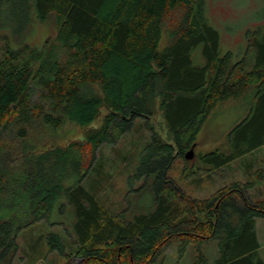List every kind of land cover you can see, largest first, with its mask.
<instances>
[{"label": "trees", "instance_id": "trees-1", "mask_svg": "<svg viewBox=\"0 0 264 264\" xmlns=\"http://www.w3.org/2000/svg\"><path fill=\"white\" fill-rule=\"evenodd\" d=\"M16 1L40 21L53 16L56 44L42 49L1 47L0 55V264H11L18 233L68 211L66 243L56 233L48 249L63 264H162L170 242L197 251L217 240L215 264H264L258 255L257 218L264 219V159L254 178L192 198L167 176L172 163L193 148L212 109L248 97L246 116L229 133L230 151L199 158L217 170L264 146V27L248 34L247 57L221 53L219 33L204 13V0H0ZM171 40L161 47L164 25ZM3 36L0 35V40ZM199 49L198 62L193 58ZM61 52V53H60ZM60 54H63V58ZM97 84L102 97L88 96ZM158 90L171 140L152 129L150 98ZM107 112L80 140L38 153L10 155V146L65 118L83 123ZM143 121L149 129L136 165L143 197L110 211L84 185L103 168L99 151ZM185 158V157H184ZM262 188L254 196L251 190ZM62 223V222H61ZM71 250L67 251L66 248ZM206 263L200 253L198 262Z\"/></svg>", "mask_w": 264, "mask_h": 264}, {"label": "rangeland", "instance_id": "rangeland-1", "mask_svg": "<svg viewBox=\"0 0 264 264\" xmlns=\"http://www.w3.org/2000/svg\"><path fill=\"white\" fill-rule=\"evenodd\" d=\"M204 13L210 23L219 33L220 52H231L232 61H241L247 57L248 34L264 27V0H204ZM0 53L3 44L10 48H21L24 43L42 49L56 44V23L53 16L40 21L28 14L24 6L16 1L8 4L0 3ZM171 40V28L163 26L160 46L167 45ZM199 49L194 50L193 58L198 62ZM61 53V52H60ZM1 55V54H0ZM63 58V54H60ZM88 96L102 97L97 84L85 87ZM158 90L150 98L152 116L150 126L163 140L170 141L160 109ZM248 97L228 99L219 102L210 112L200 132L196 136L192 156L178 157L172 163L167 176L178 185L185 195L192 198H208L219 188L235 181H249L254 178L253 170L262 164L264 146L258 148L246 158L235 160L217 170H210V165L203 162L200 154L214 150L228 153L230 151L229 133L247 114ZM107 112L104 106L88 123L73 118H65L58 128L44 126L40 133L32 134L24 140H18L10 148V155L21 153H38L51 147L65 146L71 141L80 140L86 129L98 127ZM135 122L133 128L125 133L115 144H104L99 151L103 168L91 172L83 185L110 211H120L127 207V200L133 204L143 197L140 191H131L143 184V177L136 178V165L139 152L150 135L143 121ZM262 188L261 184L251 190L253 196ZM70 213L51 211L48 220L38 221L23 228L17 236L18 250L11 264H63L65 258L57 251L48 249L49 234L56 233L66 245L69 239L65 236L63 222H69ZM62 222V223H61ZM255 232L259 247L258 255L264 261V219L257 218ZM67 251L71 248L67 247ZM72 251V250H71ZM199 253L206 258V263L198 262ZM218 255L217 240L210 239L202 244L197 251L195 243H188L184 248L179 241L170 242L156 257L162 264H215ZM78 264L79 260H72Z\"/></svg>", "mask_w": 264, "mask_h": 264}, {"label": "water", "instance_id": "water-1", "mask_svg": "<svg viewBox=\"0 0 264 264\" xmlns=\"http://www.w3.org/2000/svg\"><path fill=\"white\" fill-rule=\"evenodd\" d=\"M193 148H190L184 155L185 158H190L192 156Z\"/></svg>", "mask_w": 264, "mask_h": 264}]
</instances>
